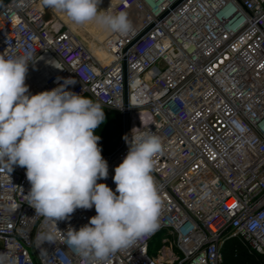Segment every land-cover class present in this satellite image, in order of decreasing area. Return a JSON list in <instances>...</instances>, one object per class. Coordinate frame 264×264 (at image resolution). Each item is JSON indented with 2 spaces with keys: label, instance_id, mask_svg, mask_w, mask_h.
I'll list each match as a JSON object with an SVG mask.
<instances>
[{
  "label": "built area",
  "instance_id": "2783aa9c",
  "mask_svg": "<svg viewBox=\"0 0 264 264\" xmlns=\"http://www.w3.org/2000/svg\"><path fill=\"white\" fill-rule=\"evenodd\" d=\"M119 11L133 28L109 33L100 58L55 29L41 0L0 10V55L30 56L38 93L69 79L66 90L128 114L129 141L147 130L162 140L153 171L158 227L103 264H224L223 246L234 239L264 254V0H119L111 12ZM124 137L102 155L109 175L97 182L113 191ZM30 187L25 168L9 173L0 163V254L12 264H97L67 243L95 208L54 222L35 213Z\"/></svg>",
  "mask_w": 264,
  "mask_h": 264
},
{
  "label": "clouds",
  "instance_id": "9594fccd",
  "mask_svg": "<svg viewBox=\"0 0 264 264\" xmlns=\"http://www.w3.org/2000/svg\"><path fill=\"white\" fill-rule=\"evenodd\" d=\"M101 0H41L73 26L94 25L126 35L132 22L125 11L101 10ZM30 56L0 55V163L26 169L31 187L28 202L35 213L57 222L77 209L95 208L96 215L78 230L67 232V243L97 264L131 247L158 227L161 197L153 171L163 153L161 138L151 130L124 139L127 155L115 167L113 191L106 183L108 162L102 157L96 129L105 111L92 99L66 90L69 79L37 94L25 83ZM0 264H12L0 254Z\"/></svg>",
  "mask_w": 264,
  "mask_h": 264
},
{
  "label": "rangeland",
  "instance_id": "374dc122",
  "mask_svg": "<svg viewBox=\"0 0 264 264\" xmlns=\"http://www.w3.org/2000/svg\"><path fill=\"white\" fill-rule=\"evenodd\" d=\"M119 0H101V3L99 5V8L101 10H107L109 8V3L115 4ZM49 17L48 19L54 18V21L51 23L52 26L56 27V29H62V30H70L73 29L78 35L80 39H82L86 44H90L92 48L95 50V53H97L98 57L102 58V47H103V41L108 36V32L102 31L101 29L97 28L94 25L89 26H73L64 15L56 13L55 11L48 9ZM52 16V17H51ZM29 88V87H28ZM35 88H29V93L33 94ZM95 102V101H94ZM102 107V106H101ZM105 111V121L100 125L98 129H96V134L101 137V140L99 141V144L102 148L101 154L109 153L113 149L111 148V145L113 143L114 139H117L118 143L120 142L124 125H123V118L121 113L110 110L107 108L102 107ZM117 143V145H118ZM117 147V146H116ZM163 234L159 235L151 244V254L157 255L158 249L163 246ZM170 240L173 242V249L175 253L181 254L180 250L178 249L177 245L174 243V236H169ZM238 240L234 239L229 242V250L226 253L227 257L232 258L235 254V245H237ZM170 244V243H168Z\"/></svg>",
  "mask_w": 264,
  "mask_h": 264
},
{
  "label": "trees",
  "instance_id": "16d2710c",
  "mask_svg": "<svg viewBox=\"0 0 264 264\" xmlns=\"http://www.w3.org/2000/svg\"><path fill=\"white\" fill-rule=\"evenodd\" d=\"M86 97L90 98L89 96ZM117 143V139H114L111 145V148L113 150L116 148ZM229 242H226L222 249L224 255V264H264V254L253 255L249 252L247 247L240 243H237V245H235V251L237 250V253L235 252L232 258L227 257L226 253L229 250Z\"/></svg>",
  "mask_w": 264,
  "mask_h": 264
},
{
  "label": "bare ground",
  "instance_id": "6f19581e",
  "mask_svg": "<svg viewBox=\"0 0 264 264\" xmlns=\"http://www.w3.org/2000/svg\"><path fill=\"white\" fill-rule=\"evenodd\" d=\"M116 4V3H115ZM115 4H111L109 3V8H108V11L111 12L113 6ZM52 17V16H51ZM47 21L49 23H52L54 21V18L52 17V19H48L47 18ZM54 27V25H53ZM56 29V27H54ZM60 29V28H59ZM70 31L75 34V35H78L73 29L70 28ZM79 36V35H78ZM82 40V39H81ZM83 41V40H82ZM84 42V41H83ZM85 43V42H84ZM86 44V43H85ZM94 53H95V50L92 48V46L90 44H86ZM97 55V53H95ZM98 56V55H97ZM32 76V68L28 70V73H27V77H26V81L25 83L28 85L29 88H35L33 94H37L38 93V89H39V85L41 84L42 82V79L39 77V78H35L34 80H30V77Z\"/></svg>",
  "mask_w": 264,
  "mask_h": 264
},
{
  "label": "water",
  "instance_id": "95a60500",
  "mask_svg": "<svg viewBox=\"0 0 264 264\" xmlns=\"http://www.w3.org/2000/svg\"><path fill=\"white\" fill-rule=\"evenodd\" d=\"M10 1H12V0H0V10L3 7H5ZM48 17H49V14H48V9H47V13H46L45 19L47 20ZM125 92H126V101H127V86H126ZM123 125H124V135L127 136L128 135V130H129V116H128L127 113L124 115Z\"/></svg>",
  "mask_w": 264,
  "mask_h": 264
}]
</instances>
